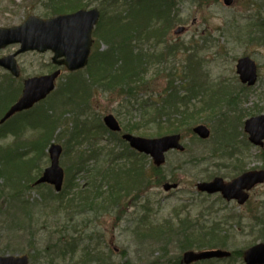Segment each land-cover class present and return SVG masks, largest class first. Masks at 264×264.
I'll return each mask as SVG.
<instances>
[{"label":"rangeland","instance_id":"374dc122","mask_svg":"<svg viewBox=\"0 0 264 264\" xmlns=\"http://www.w3.org/2000/svg\"><path fill=\"white\" fill-rule=\"evenodd\" d=\"M64 1L0 0V27L19 25L32 15L48 18L64 11L61 9L67 12L73 11L72 8L67 9L70 8L68 4L72 5V1L66 0L68 4ZM159 1L78 0V7L85 5L86 9L98 8L101 11L100 24L93 33L92 66L90 70L84 69L79 74L64 70L54 93L33 110L41 113L54 109V114L65 113V122L56 127L50 143L45 142V138L39 135L44 134L46 128H33L27 125L28 120L38 118L35 112L18 116L16 120L14 118L7 124L4 123L6 125L3 129L6 131L0 136V154L3 151V155H0L2 156L0 165H5V169H8V164L15 160V155L20 153L23 156H33L26 150L39 135V154L35 156L36 170L33 169L32 172V175L36 176L34 181L40 176L39 173L50 165L48 155L50 145L61 144L64 147L61 165L67 179L65 193L62 196L56 194L57 197L53 199L55 202H50L51 204H47L44 199L47 187L28 188L13 197L9 194L14 191L13 188L3 187L6 179L0 177V255H28L30 264H64L65 258H71V252H68L63 259L55 255L56 251L46 252L48 246L55 245L59 236L74 232L69 222L72 214L64 209L56 210L54 213L52 210L54 206H59L58 200L71 194L75 184L76 187L86 186L83 174H73L75 171L73 165L78 162L79 151L94 152L97 149L107 148L101 152V161L107 163L115 158V149L120 152L126 148L117 136L95 133L99 131L98 125L103 122L105 114L113 113L123 126L126 119L141 123L139 131L144 133L136 132V135L148 138L159 136L156 133V124H147L148 118H144V111H130L127 118L125 116L127 109L121 108V110L119 107L123 102L120 95L110 94L103 84L96 85L90 97L83 95L81 87L71 88L80 85L78 80L81 77L95 74L98 66L103 64L100 54L110 50L114 42L105 37L109 31L115 32V29H119L118 26L123 23L132 31L139 30V38L135 41L137 49L145 54H153L151 60L147 58L150 63L147 77L149 83L140 87V92L133 97V100H141V104L150 103L149 97L157 95L163 89L168 73L173 70L181 77H186L185 49L196 47L198 51L196 57L201 60L198 72L201 73L193 79L201 80L198 82L207 87L204 101L209 99L210 91L222 83L230 86V91L237 100V107L229 106L225 101L220 105L221 108L213 111L214 113L203 109L201 123L211 129V138L201 141L192 130H182L185 152H169L166 156V165L158 174L152 173L148 168L143 173L151 180L147 189L144 186L133 191V195L127 196L116 207L100 206L97 212L79 209L77 213L80 215L74 216L76 219L71 220L80 226L78 234L83 236L82 245L79 252L75 253V259L82 256L80 250L89 249L95 255L93 261L96 264H184L182 262L184 250L181 245L186 244L185 234L179 227L178 219L186 217L192 229L187 233L205 229L206 234L209 232L208 227L213 224L212 221L226 216L230 218L228 225H225L230 235L225 237L226 235L221 234L222 239L227 243L226 248L221 247L222 243L215 246L203 245V238H206L203 237L196 238L193 242L194 247L191 249L196 251L216 247L237 252L239 255L240 251L243 252L253 245L264 242V185L252 191L250 202L244 206H238L236 202H227L219 194L206 195L196 189L198 182L209 180L210 175L205 172L211 165L221 166L220 170H211V172L215 173L214 176H221L225 180L234 178L238 168L246 170L264 168V149L247 146L245 140L248 141V137H244L241 132L246 119L264 114V41H252L248 32L260 19L264 20V0H234L232 6L224 5L223 0H177L173 5L167 6L172 22L168 26L166 36L156 38L153 28L156 29L159 25L155 18H149L146 8L153 5L159 7ZM137 11L143 14H136ZM118 16H123L124 19ZM139 25L145 27L140 28ZM179 27H185V32L176 34ZM159 40L161 41L158 42ZM167 45L175 46L176 55L170 54L166 62L163 59L158 61L156 56H161ZM18 48V45H9L0 50V56L14 53ZM245 55L251 56L259 65L258 82L253 87L245 88L246 90L241 89L242 84L236 73L237 61ZM52 56L53 53L50 51L20 54L17 59L22 77L12 83L8 72L0 68L1 89L4 90L10 82L16 90L23 78L51 73L56 69L52 63ZM157 69L159 73L155 75ZM2 103L3 96L0 97V105ZM114 108L120 109L124 114L118 115ZM75 122H77L76 130ZM234 129L237 131L236 146L244 143V158L240 159V165L233 160L223 162L213 159L214 163L212 160L206 161L209 156L208 151L221 139L224 130L232 132ZM5 153L11 155L6 157ZM131 157L137 158L135 154H131ZM95 161H99V154L95 155ZM150 161L148 157L147 162ZM156 178L161 182L157 183ZM167 181L178 183L179 188L169 192L164 191L162 185ZM139 193L141 197L135 198ZM217 233L221 232L217 231L209 235H218ZM197 264L245 263L243 258L236 256L231 259Z\"/></svg>","mask_w":264,"mask_h":264},{"label":"trees","instance_id":"16d2710c","mask_svg":"<svg viewBox=\"0 0 264 264\" xmlns=\"http://www.w3.org/2000/svg\"><path fill=\"white\" fill-rule=\"evenodd\" d=\"M159 10L161 13L166 11V9ZM118 17L124 19L123 16ZM118 27L119 29H115V32L109 31L105 37V39L114 40V42L110 50L100 54L103 64L98 66V70L95 72V74L92 76L89 75L88 78L89 80L91 79V81L88 80L87 82V78L85 77L82 80H84L86 84L82 82L83 84L81 83L80 85L71 86V88L77 89L81 87L83 90V95L85 94L87 95L86 97H90L92 89L96 85L103 84V86L106 88V91H109L110 94H116L118 96L120 95V98H122L125 103L124 108H126L124 110L127 109V112H125L126 117L129 116L127 114L130 113V111H144V118H148L147 124H156L157 134L179 132L183 129L191 130L192 126L195 123L200 122L202 119L201 115L204 108H200L195 102L196 98L200 97L199 95H201L202 90H197L193 86L189 88L184 87L183 90L173 86L174 81L169 80L168 85L170 86L163 93H158L155 97L150 96V103L144 102L141 104V100H133V97L137 96V93L140 92V87L149 83L147 78L148 67L150 64L149 60H151V57L153 56L151 54H145L142 50L139 51V48L137 49L135 41L138 39L139 30L132 31V29H128L127 25L124 23ZM193 58L194 55H190V62L187 67L192 74L197 72L196 67L198 66V63L193 61ZM92 60H94V57ZM79 81L80 80H78V82ZM66 86L68 87V85ZM221 93L222 92L218 91L212 96L210 95L211 97L209 96L210 102L207 103V107L209 109L206 111L212 113L214 110H216L218 103H216L215 100L221 101L218 98L219 94ZM11 94L12 92L10 93L9 91L8 95L5 96L3 94L2 96L4 99L9 100L13 97ZM232 94L227 95L225 98L228 100L229 105L234 106L236 104L235 106H237V100ZM135 103L140 104V107L137 108ZM119 107L120 109L122 108V106ZM120 109L114 108V111H116L118 115H121L123 112L121 111L122 109ZM33 112L35 111H28V113ZM35 114L38 118L35 120H28L27 125L33 128H46L45 133L39 135L40 137L45 138V142L50 143L51 137L56 130V127L61 126L63 122H65L66 114H54V109H50V112H35ZM124 123L125 129L129 132H140L139 129L141 128V123L133 122L132 120L129 121L128 119L127 121L125 120ZM76 124L77 122H75V130ZM98 128L99 131H96V134H99V132L101 133L104 129L103 125L101 124L98 125ZM224 131L225 132L222 135V141L220 143L222 144L220 150L217 149L213 151L211 155H218L219 152L227 151L230 152V156L234 155V148L232 145L234 137L233 135L228 134L227 130ZM140 133L143 134L144 132ZM39 135L37 140L31 142L29 148L26 150L33 156H23L19 153L15 155V160L8 164L10 169L9 167L8 169H5L4 164V166L0 165V177H4L6 179L2 186L7 188L10 187L14 190L13 192L9 193L10 196L15 197L25 189L34 188L33 182L36 176L32 175V172L36 170L35 156L39 154ZM103 150L104 148L97 149L94 152L89 153L88 157L86 156L88 151L78 152V162L73 165V169L75 170L73 174H83L86 181V186L76 187L75 184V186L72 187L74 189L69 196H64L62 199L58 200L59 206H54L52 210L53 213L56 210L64 209L68 213L72 214L71 220H75L76 218L74 216L80 215L77 213L79 209L97 212L100 210V206L108 205L116 207L127 196H130L133 191L144 188V186L146 189V187L150 184L151 180L143 174L148 169L146 158L144 156H141L140 159L138 158L139 160H137V158L131 157V154L126 155L124 158L125 154L121 153L118 155V153L114 151V153L118 155L116 158L119 160H109L107 163H105L104 160L101 161V152ZM96 154H99V161H95ZM0 155H3V153L1 152ZM5 155L7 157L11 154L5 153ZM1 158L2 156H0V162ZM91 159L94 161L91 162ZM149 169L152 170V173L158 172L159 170L153 166L149 167ZM27 176L29 177L26 178ZM9 179L11 180L9 181ZM160 182L161 181L157 180V183ZM64 193L65 189H63V191L57 195L62 196ZM55 197L57 196L54 192L46 191L44 199L47 204H51L50 202H55V200H53ZM71 207H74V209H71ZM69 209H71L72 212H70ZM71 220H69V222L71 223V227L74 229V232L59 236V239L55 245L48 246L46 248V252L51 251L54 253V251H56L55 255L62 259L66 257L68 252H71V258H65L64 264H96L93 261L95 255L89 249L80 250V252H82V256L79 259H75V253L79 252V248L82 245L83 236L78 234L80 226L76 225L75 222ZM217 224L220 225L218 222H213L212 226L208 227V234L205 233L206 230H202L204 232H201V230H193L192 232L187 233L185 222L181 221L180 229L184 231V241L186 243V246L181 245L182 249H185V247H191L190 245L193 246L192 242H194L196 238L203 237H206L203 238V245L215 246L216 244L222 243L221 246H225L226 242L222 239V232ZM217 231L221 233H217L218 235H209L212 233L215 234ZM53 247L55 248L53 249Z\"/></svg>","mask_w":264,"mask_h":264},{"label":"water","instance_id":"95a60500","mask_svg":"<svg viewBox=\"0 0 264 264\" xmlns=\"http://www.w3.org/2000/svg\"><path fill=\"white\" fill-rule=\"evenodd\" d=\"M225 3L231 5L233 0H225ZM99 17L100 12L98 9H83L75 13L59 15L46 20L32 16L20 26L1 28L0 48L11 43H21L22 47L16 54L0 58V65L18 76L20 71L15 59L18 53L30 50L39 52L52 50L55 64L65 65L70 71L81 69L88 63L93 44L92 32ZM256 71L257 66L249 57L239 60L238 72L241 74L243 82H248L250 85L254 84L257 79ZM60 74L61 69H58L51 74L28 78L25 81L21 98L9 109L1 121H5L17 112L32 108L35 103L46 98L54 90L56 79ZM104 121L114 131L121 129L119 122L112 114L107 115ZM246 129L250 132L253 142L262 144V139L264 138V116L249 120L246 124ZM194 131L204 139L210 136V130L205 125L197 126ZM124 138L139 151L150 154L158 166L165 162V153L170 149L184 150V147L180 144V135L146 139L125 134ZM49 151L52 164L46 169L44 175L37 183L49 182L55 184L56 190L60 191L64 181V170L59 164L62 147L58 144H53ZM263 181L264 171L250 172L228 184H225L221 178H216L209 183H199L198 188L211 193L222 191L226 198H238L240 203H244L248 196L243 190L245 188L250 189L255 184ZM173 187H177V184L164 185L166 190H170ZM230 254V252L220 249L202 252L188 251L184 254V262L190 264L202 259L227 257ZM245 261L247 264H264V244H259L249 249L245 253ZM28 263L29 259L26 255L21 257H0V264Z\"/></svg>","mask_w":264,"mask_h":264}]
</instances>
